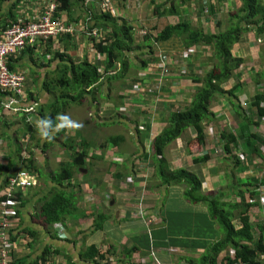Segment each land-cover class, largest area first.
I'll list each match as a JSON object with an SVG mask.
<instances>
[{"label":"crops","instance_id":"1","mask_svg":"<svg viewBox=\"0 0 264 264\" xmlns=\"http://www.w3.org/2000/svg\"><path fill=\"white\" fill-rule=\"evenodd\" d=\"M171 1L116 0L111 10L104 12L100 0H86L90 10L80 7L73 13L79 22H69L67 14L59 15L71 33L26 46L16 58H10L13 70L27 78L25 105L19 108H38L31 123L24 112L0 111V200L6 198V181L11 176L25 171L37 180V185L16 191V195L21 193L17 198L20 205L14 208L8 231L13 264H44L45 253V264H189L188 257L198 258L219 239L216 223L206 206L185 198V186L162 185L156 175L159 159L164 158L172 171L187 169L197 175L205 194L223 192L225 198L232 199L240 188L245 192L259 186L256 193L263 197L264 114L260 109L264 110V33L258 34L257 26H251L234 48V56L243 58L244 65L223 86L234 90V97L214 99L210 119L203 122L202 145L196 142V130L189 129L165 149L163 158H155L151 146L166 128L164 120L173 109L191 106L200 89L193 80L203 77L207 65L214 61L209 48L186 49L175 36L153 44L154 54L142 57L149 61L147 72L143 77H131L130 82L125 76L121 81L127 82L122 85L124 90L115 91L113 83L118 80L113 81L97 90L95 101L84 97L71 104L64 119L79 123L80 128L65 127L62 133L58 127L46 128L42 123L50 115V104L68 94L61 89L60 80L66 76L70 58L78 64L88 57L104 71L106 55L96 51L94 38L88 35L91 16L110 13L134 29L139 44L142 32L153 33L177 23H191L207 32L225 30L229 14L236 12L232 9L243 6L241 0H193L185 4L173 0L174 11H169ZM52 3L54 0H23L16 20H37ZM10 5L5 3L0 13L9 11ZM160 5L162 11H156ZM95 27L99 35L96 42L110 31L106 25ZM156 63L159 69L152 68ZM143 88H149V96L142 94ZM257 98H261V108L255 107ZM27 124L33 132L27 130ZM124 126L125 135H117ZM116 137L125 141L115 146L111 140ZM128 138H132L131 143ZM83 152L84 158H77ZM57 193L73 195L78 212L48 225L41 209ZM108 193L110 200L104 198ZM259 207L252 211L257 240L264 226V210ZM93 247L105 258L86 259ZM233 253L232 249L223 252L217 264Z\"/></svg>","mask_w":264,"mask_h":264},{"label":"trees","instance_id":"2","mask_svg":"<svg viewBox=\"0 0 264 264\" xmlns=\"http://www.w3.org/2000/svg\"><path fill=\"white\" fill-rule=\"evenodd\" d=\"M191 1L193 0H183V3ZM223 1L225 0H218V2ZM241 1L243 6L229 14L225 30L207 32L203 27H196L191 23H177L166 26L160 31L146 32L139 44H136L134 29L127 26V23L112 17L110 13L100 14L98 17L91 16L88 22L89 26H87L89 30L96 28L95 26L99 24L106 25L110 30L98 42L95 38L93 39L96 51L106 55L104 71L100 70L102 68L99 63L91 61L88 57L78 64L70 58V65L65 67L66 76L60 80L61 89L67 90L68 94L50 104L48 107L50 115L42 121L43 125L46 128L58 127L64 120L63 115L71 104L80 103L84 97L95 101L97 90L102 89L105 85L110 86L113 81H123L131 69L130 61L132 68L144 69L147 67L149 61L143 60L142 57L154 54L153 44L167 42L175 36L181 38L186 49L191 50L201 46L209 48L214 61L211 65H207L208 70L203 77L193 80L195 84L200 85V89L196 91L191 106L179 110L173 109L168 118L164 120L167 126L163 133L154 139L152 149L155 158H163L165 149L176 140L181 139L189 129L196 130V142L202 145L204 142L203 122L210 119V108L214 99L216 97H234V90H225L223 86L233 80L244 65L243 58L234 56L233 51L236 44L240 43L243 36L251 31V26H257L258 34L264 33V0ZM22 2L23 0H0V11L5 3L11 4L9 11L0 13V36L9 26L19 22L16 20V15ZM54 2L57 4V17L61 13L67 14L70 18L69 22H79L80 19L73 18V13L81 8H86V0H54ZM172 2L173 0L171 4ZM171 7L172 9L169 11H174L173 5ZM162 8L163 6L160 5L156 7V11H162ZM89 10L85 9V11ZM91 21L92 24H90ZM136 51H141V53L137 54ZM132 52L138 58H142L143 67L137 66L138 64H134V61L129 58ZM11 68L13 69L12 66ZM0 96L2 101L1 90ZM260 102L261 98H257L255 107L261 108ZM2 110L3 108L0 106V111ZM260 114L263 115L264 110L260 109ZM48 121L51 122L48 123ZM27 130L33 132L34 129L27 124ZM61 132L64 133L63 128H61ZM111 141L113 145L120 146L125 138L116 137ZM84 156L83 152L77 158L82 159ZM28 167L32 169L31 163ZM156 170V175L163 186L184 185V196L188 201L192 204L206 206L209 216L216 223L220 234L219 239L198 258L188 257L189 264H217L222 253L228 249H232L234 253L224 256L222 264H260L259 257L264 252V226H261V235L258 240L255 238V230L252 226V210L258 203L248 200L246 196L242 197L243 203L226 202V194L223 192L205 194L202 191V182L197 175L187 169L170 170L169 164L164 158L156 160ZM69 177L70 175L67 176V178ZM245 192L252 197L256 193V191L249 190H245ZM19 197H21V193L19 195L15 193V198ZM74 212H78L74 196L57 193L46 201L41 209V217L48 225H56L61 223L66 215ZM235 222L239 224L240 228H237ZM85 258L91 261L96 258L104 259L105 256L100 250L93 247ZM41 261L44 264L48 261L47 253Z\"/></svg>","mask_w":264,"mask_h":264},{"label":"built area","instance_id":"3","mask_svg":"<svg viewBox=\"0 0 264 264\" xmlns=\"http://www.w3.org/2000/svg\"><path fill=\"white\" fill-rule=\"evenodd\" d=\"M114 1L116 0H100L102 10L110 11ZM56 14L57 4L52 3L49 11L43 17L28 23L19 21L17 24L9 26L1 34L0 90L3 100L0 102V106L7 111L26 113L29 115L28 123H31L30 120L37 114L38 108L32 106L27 110L20 109L27 93V78L11 68L10 58H16L26 46L37 45L43 40L59 39L62 35L71 33V29L64 25ZM145 34L146 32H142V35ZM88 35L95 39L99 36L96 28L91 29ZM35 185H37V180L25 171L17 173L8 180L6 198L0 200V264H13L10 251L13 243L7 234L11 226V217L15 213L14 208L20 205V201L14 199L15 193ZM259 258L260 264H264V252ZM109 260L112 261L113 257H110Z\"/></svg>","mask_w":264,"mask_h":264},{"label":"rangeland","instance_id":"4","mask_svg":"<svg viewBox=\"0 0 264 264\" xmlns=\"http://www.w3.org/2000/svg\"><path fill=\"white\" fill-rule=\"evenodd\" d=\"M55 4H56V2H54ZM170 6H171V3H170ZM239 8H235V9H232V11L233 10H235V11H237ZM61 38V37H60ZM158 52V51H157ZM157 54V56H159L160 57V59H159V64H161V58H162V56L159 54V52L158 53H156ZM129 58H134L135 60V62H136V64H138L137 66H140V67H143V60H142V58L141 57H137L135 54H134V52H132L130 55H129ZM164 59H165V57H164ZM154 61V60H153ZM167 61H170V58L168 57V59H167ZM213 63V62H212ZM129 66H130V71H129V73L127 74V81H129L130 82V79H131V77H143L144 75H145V73L147 72V68H149L148 66L147 67H145L144 69H135V68H132V62L130 61V64H129ZM152 68H156V69H159V66H157V63L156 64H154V66H152ZM162 69V68H161ZM169 74H171V72H169ZM173 81H175V79H173V80H171V82L170 83H172ZM115 86V91H117V89H121V90H124V87L122 86V85H124V84H127V82H121V81H117V82H115V83H113ZM150 93V90H149V88H143L142 89V94H144V95H150L149 94ZM101 99H103V98H101ZM21 104V103H20ZM22 105H25V104H22ZM175 110H179V109H175ZM76 111H78V110H76ZM73 111H71V113H72ZM75 112V111H74ZM37 113H38V109H37ZM66 113V112H65ZM70 113V114H71ZM80 114H81V112H80ZM33 116V115H32ZM65 118H66V114H64L63 115ZM34 117V116H33ZM35 118V117H34ZM33 119H31L30 121L31 122H33L32 121ZM35 120H37V119H35ZM42 125V124H41ZM167 125V123L166 122H164V125L163 126H166ZM43 126V125H42ZM125 131H127V128H126V126H124V129H121L120 131H118L116 134L117 135H125ZM131 139L132 138H128L127 139V142L128 143H131ZM176 141H178V140H176ZM175 141V142H176ZM174 143V142H173ZM153 145V143L151 144V146ZM153 147V146H152ZM125 148H128V146L127 147H125ZM136 163H138L139 165H138V167H142V164H140L139 162H136ZM16 175V174H15ZM14 176V175H13ZM13 176H11V177H13ZM10 177V178H11ZM243 185V184H242ZM182 186H184V185H182ZM257 188H259V186H255V188H254V192L257 190ZM235 195H233V197H232V199H228V198H226V202H233V203H238V202H240V203H243V199H242V197L243 196H246V198L248 199V200H251V201H253V202H255L256 203V201L258 202V205L257 206H255V208H257V207H259V205H261L262 204V207H259V208H261V210L263 211L264 210V194H263V197H261V198H259V193L257 194V193H255V196L254 197H252V195H250V194H247L246 192H244V190H241V188H240V191L239 192H236V193H234ZM256 195H258V197H257V199H256ZM104 198H106V200H110V198H111V195H110V193H108V194H105V196H104ZM14 199L15 200H17L15 197H14ZM239 200V201H238ZM18 201V200H17ZM254 209V208H253ZM253 211V210H252ZM236 226H237V228H240L239 227V224H236ZM11 230H9V232H10ZM10 236V234L8 233V237ZM263 253V252H262ZM261 253V254H262Z\"/></svg>","mask_w":264,"mask_h":264},{"label":"clouds","instance_id":"5","mask_svg":"<svg viewBox=\"0 0 264 264\" xmlns=\"http://www.w3.org/2000/svg\"><path fill=\"white\" fill-rule=\"evenodd\" d=\"M51 121H48V123H50ZM65 127H68V128H73V129H78L81 127V125L79 123H76L70 119H64L59 125H58V130L61 129V128H65ZM42 134L47 137V133L43 132L42 131Z\"/></svg>","mask_w":264,"mask_h":264}]
</instances>
